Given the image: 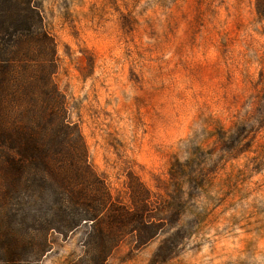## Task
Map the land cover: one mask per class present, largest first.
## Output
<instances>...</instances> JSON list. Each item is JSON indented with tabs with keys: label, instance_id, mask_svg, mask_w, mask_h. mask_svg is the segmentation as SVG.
<instances>
[{
	"label": "rangeland",
	"instance_id": "1",
	"mask_svg": "<svg viewBox=\"0 0 264 264\" xmlns=\"http://www.w3.org/2000/svg\"><path fill=\"white\" fill-rule=\"evenodd\" d=\"M34 1L88 163L133 227L143 223L51 234L35 264H264L255 0Z\"/></svg>",
	"mask_w": 264,
	"mask_h": 264
},
{
	"label": "trees",
	"instance_id": "2",
	"mask_svg": "<svg viewBox=\"0 0 264 264\" xmlns=\"http://www.w3.org/2000/svg\"><path fill=\"white\" fill-rule=\"evenodd\" d=\"M255 8L264 21V0ZM55 55L37 3L0 0V264H35L51 234L86 224L104 226L107 236L143 229L90 167L54 83ZM148 197L133 196L132 207Z\"/></svg>",
	"mask_w": 264,
	"mask_h": 264
}]
</instances>
